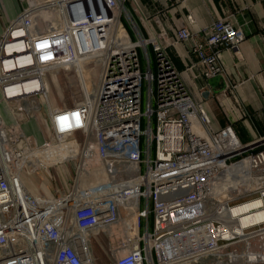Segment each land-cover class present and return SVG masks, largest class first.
<instances>
[{"label": "built area", "instance_id": "obj_1", "mask_svg": "<svg viewBox=\"0 0 264 264\" xmlns=\"http://www.w3.org/2000/svg\"><path fill=\"white\" fill-rule=\"evenodd\" d=\"M125 1L28 4L0 36V94L13 118L0 114V264H95L98 235L108 238L113 264H161L184 238L226 264H264V136L243 144L230 125L214 130L162 44L131 38ZM47 8L53 18L37 27L35 14ZM243 38L225 19L202 41L184 25L175 31L176 41L192 40L207 79L222 76L219 48L237 50ZM77 58L99 67L92 101L83 95L52 108L47 73ZM30 118L46 131L41 143L21 128ZM24 171H45L50 190H27Z\"/></svg>", "mask_w": 264, "mask_h": 264}, {"label": "crops", "instance_id": "obj_2", "mask_svg": "<svg viewBox=\"0 0 264 264\" xmlns=\"http://www.w3.org/2000/svg\"><path fill=\"white\" fill-rule=\"evenodd\" d=\"M25 5V0H0V36ZM124 8L122 22L131 38H155L162 44L191 96L204 102L214 130L230 125L243 144L264 136V0H126ZM218 19L231 22L244 38L237 50L219 48L223 73L211 84L190 52L192 40L176 41L175 31L184 25L193 40L202 41ZM148 51L154 68L151 43ZM34 125L38 137L29 135L41 143L39 124ZM24 175L22 179L31 180Z\"/></svg>", "mask_w": 264, "mask_h": 264}, {"label": "rangeland", "instance_id": "obj_3", "mask_svg": "<svg viewBox=\"0 0 264 264\" xmlns=\"http://www.w3.org/2000/svg\"><path fill=\"white\" fill-rule=\"evenodd\" d=\"M36 1L40 2V5H41L47 0H36ZM25 2H26V5L24 7H26L29 4L28 3L29 0H25ZM139 55H140V60H141V67L144 71L146 70L147 63H146L142 48L139 49ZM149 55L152 61V56L150 53ZM86 67L91 69L90 71H93V70L95 71L96 80H97V74L99 72V69H98L99 67L96 64H91V63L87 64ZM151 68H152V65H151ZM79 72L81 74V77L84 80L86 79V77L88 78L84 70H80ZM47 77L51 79V85L49 87L50 89L49 103L52 108H59L62 106L71 105L73 104L76 98L86 95L83 83L81 81V77H79V74L77 73V71L71 66L68 69L56 68L50 71L49 73H47ZM89 84L90 82L87 81L88 86L91 85ZM42 105H43L42 110L46 111L45 103H43ZM153 105H154V102H153ZM146 109H147V85H146V81H143L142 103H141L142 113H144ZM0 114L6 123H10L13 121L12 114L6 102L2 100L1 94H0ZM44 114L45 113L43 112V116ZM35 123H36V120L35 118H33L32 122L28 124H24V126H21V128L26 134H32L34 137H38L39 130L37 129L38 127L34 125ZM141 125L143 129H145L147 126V117L145 115L142 116ZM154 126H155L154 117H152L150 120V127L152 128V130ZM46 135L47 134H46L45 129H43V127L41 126L40 136L44 138ZM142 145H144V141L142 142ZM152 156H153V149H152ZM44 174H45V171H42V172L36 171V172H31V173L24 171L22 173V176L23 175L24 177L27 176L31 179L30 181H32L30 182L27 179H24L23 183L26 189L34 194L48 192L50 190V185L46 183V181L44 180V176H43ZM143 205L144 204L142 202L141 206ZM145 223H146L145 218L142 217L141 218V230L142 231L145 230ZM114 228H115L114 229L115 232H117L118 234L121 232V227L115 226ZM148 228L150 230L152 228V217L151 216L149 217V220H148ZM119 237L120 236L117 235V238L115 240H117ZM191 242L192 241L188 238H184L181 241H179L178 245L179 244L180 245L178 246V249L177 247L174 249H170V251H168L167 258L162 259L161 264H163L164 263L163 261H166V260H169L170 262H175L178 259L180 260L188 256H194V257L188 258L190 262L186 263V261H181L179 263H173V264H226L225 260L220 256H215L211 254H202L205 251L204 250L205 245L203 244L204 242L199 241L195 245H193ZM109 248H110V245H109L108 238L106 236L98 235L92 239V249H93V254L95 256V264H113L112 260L109 257ZM197 251H198L197 255L199 254L201 255L199 256L196 255L197 256L196 257L195 256L196 253L194 252H197ZM155 264H158V262L156 261Z\"/></svg>", "mask_w": 264, "mask_h": 264}, {"label": "bare ground", "instance_id": "obj_4", "mask_svg": "<svg viewBox=\"0 0 264 264\" xmlns=\"http://www.w3.org/2000/svg\"><path fill=\"white\" fill-rule=\"evenodd\" d=\"M48 1V0H47ZM45 1L43 4L40 5V2L36 1V0H29V4L30 5H40L42 6V8L44 7H50L52 5H55V4H59L58 5V8H60V0H49V2ZM45 5V6H44ZM54 11L53 10H48L47 9H43L41 11H38L36 14H35V20H36V26L37 27H40V28H46L48 26V20L52 19L53 16H54ZM44 15V16H43ZM118 14L115 12L113 14V18H112V31L115 32V36L118 38L121 36V29L119 28V24H118ZM89 58V60H85V58H77L73 64H70V66L72 68H74L77 73L79 74V77H81V74H80V70H84L88 76V78L86 77V79L84 80L82 77H81V81L83 83V86H84V90L86 92V95L88 96L89 99L92 98V94L94 92V89H95V85H96V74H95V71H90L91 69L87 68L86 65L88 63V61H92L95 62L96 60L95 59H91ZM83 65V66H82ZM70 66H68L70 68ZM84 68V69H83ZM54 75V74H53ZM98 76V74H97ZM87 81L90 82V86L87 85ZM50 91V89H49ZM92 101V99H91ZM49 163H52V160L49 159L48 161H46V164H49ZM25 178V177H24ZM26 179V178H25ZM22 181H24V179H22ZM24 184V183H23ZM258 202H253L251 205H256ZM257 218H261L263 217V213H258L257 215ZM245 220H247V218H245ZM205 248V247H204ZM202 253V252H201ZM168 254V251L166 252V256ZM172 254V253H171ZM192 256H188V257H185L183 259H178L177 261L175 262H170L169 260H166V261H163L164 263L163 264H173V263H179L181 261H186L187 262H190V260L188 258H190Z\"/></svg>", "mask_w": 264, "mask_h": 264}, {"label": "water", "instance_id": "obj_5", "mask_svg": "<svg viewBox=\"0 0 264 264\" xmlns=\"http://www.w3.org/2000/svg\"><path fill=\"white\" fill-rule=\"evenodd\" d=\"M219 76H215V77H213V78H211L210 80H209V82L211 83V84H215L218 80H219Z\"/></svg>", "mask_w": 264, "mask_h": 264}]
</instances>
